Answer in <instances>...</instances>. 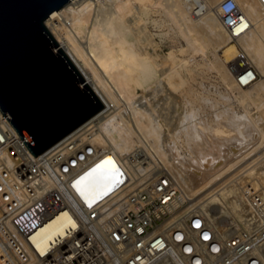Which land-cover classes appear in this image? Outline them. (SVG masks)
I'll use <instances>...</instances> for the list:
<instances>
[{
	"label": "built area",
	"instance_id": "obj_1",
	"mask_svg": "<svg viewBox=\"0 0 264 264\" xmlns=\"http://www.w3.org/2000/svg\"><path fill=\"white\" fill-rule=\"evenodd\" d=\"M216 11L231 39L252 25L238 0H220ZM229 67L238 87L260 76L241 46ZM100 124L82 123L34 156L0 110V264H264L261 176L242 182L236 209L192 205L141 137L119 155L115 193L81 195L78 179L112 153L96 141Z\"/></svg>",
	"mask_w": 264,
	"mask_h": 264
},
{
	"label": "bare ground",
	"instance_id": "obj_2",
	"mask_svg": "<svg viewBox=\"0 0 264 264\" xmlns=\"http://www.w3.org/2000/svg\"><path fill=\"white\" fill-rule=\"evenodd\" d=\"M204 1L206 4L201 6L200 0L196 5L193 0H103L97 4L91 0H68L45 19L49 33L105 107L83 123H101L96 141L109 145L112 153L81 177L109 158L115 171L108 166L101 170L109 178L107 181H92L80 189L89 201L111 194L120 172L119 155L129 152L144 137L150 141L163 166L189 190L192 205L209 208L219 201L229 202L233 209L240 205L243 176L249 177L253 172L256 175L249 166L260 158L264 163V127L258 125L257 116L247 104L252 100L264 103V13L256 0H238L252 25L231 39L216 11L220 0ZM203 7L205 10L200 12ZM166 25H172L177 35L186 37L193 53L214 47L213 59L207 60L206 68L217 69L227 89L235 91L239 101L246 102L244 112L232 109L229 93H220L225 101L222 103H227L221 108L218 99L194 92L183 75V71L191 69L188 60L178 56L182 48L178 47V54L171 48L174 51L162 55L161 44L154 40L155 34L149 29L160 30L158 35L162 42ZM240 46L260 74L246 89L236 85L234 73L228 69ZM209 51L211 53V49ZM139 89L144 92L152 89L147 94L151 95L150 100L147 99L149 108L155 107L159 98L172 99L174 105L171 104L176 109L174 123L185 124L165 138L160 124L167 118L166 112L162 109L155 116V108H151L154 112H149L138 107L135 99ZM123 104L128 109L127 117L118 119L108 114L112 107ZM182 105L186 113L184 110L180 113ZM217 106L221 109L202 115L201 112H207L203 107L214 110ZM255 156L258 157L254 159ZM260 175L264 179V170ZM77 188L80 192L78 185Z\"/></svg>",
	"mask_w": 264,
	"mask_h": 264
},
{
	"label": "water",
	"instance_id": "obj_3",
	"mask_svg": "<svg viewBox=\"0 0 264 264\" xmlns=\"http://www.w3.org/2000/svg\"><path fill=\"white\" fill-rule=\"evenodd\" d=\"M68 0H0V110L37 155L101 110L45 26Z\"/></svg>",
	"mask_w": 264,
	"mask_h": 264
},
{
	"label": "rangeland",
	"instance_id": "obj_4",
	"mask_svg": "<svg viewBox=\"0 0 264 264\" xmlns=\"http://www.w3.org/2000/svg\"><path fill=\"white\" fill-rule=\"evenodd\" d=\"M88 1H90V0H88ZM102 1L103 0H91V2H93V3L95 2L94 4L100 3ZM148 1H155V0H148ZM193 1H194V4L196 5V3H197L196 1L197 0H193ZM199 3L201 5H203V6H204V4H206L204 0H200ZM94 10H95V7H94ZM171 26L170 25L169 26L168 25L165 26V29L162 32L163 35H164L163 36L164 38H163V41L162 42H161L160 36L158 35L159 32H160V30H157V29H155L153 27H150L149 28L150 31H152V33L155 34L154 35V40L156 42H159L161 44V48L159 49V52L162 55H168V53H170L171 51H174L172 49H175V52L176 53H177V49H179V48H182V49H179L181 51L182 50H185V51H182V52L180 51L181 54L180 53L179 54L177 53V54H178V56L180 58H182L184 60H188V62H189L188 63V68L191 69L190 71L192 73L190 71L185 70V71H183V75L185 76V79L187 81V84L190 85L191 87H193V89L195 90L194 92H196L197 95H200V93H201V95H207V96L209 95L208 97L209 98H212L213 100L214 99H216V100L218 99L219 101H221V103L218 105L221 108H222L221 105H223V104L226 105L227 103H222V101H223V97L222 96L223 95H221L220 93H223L224 92L225 93L224 95H226V93L227 94L229 93L227 95V97L230 98V102H231L230 104L233 106L232 109L235 112L237 111V113L244 112V108L243 107H245L246 102L239 101V99L236 98L237 93L235 91H232L231 92V90H228L227 89L225 83L221 79L220 72L217 69L213 68L212 70H210V69L206 68L205 63L207 62V60L208 59H210V60L213 59V57H212L213 55H211V54H213L214 47L209 46V47L204 48V50H205L204 52L197 50L196 53H193L194 51L192 52V50L191 51L189 50V47L187 45V39H186V37L184 35H181V34L180 35L179 34L177 35V32L175 31V29L173 27H171ZM210 49H211V53L209 51ZM218 51H219L218 53L222 54L221 49H218ZM210 60H208V61H210ZM228 69L231 71L229 65H228ZM188 81H189L190 84L188 83ZM184 86H186V85H184ZM244 89H246V87ZM142 91L143 90H141V89L138 90V96L135 99L136 105H138V107H140L142 109H148L147 111H149V112H152V111L154 112V110H151V108L152 109L155 108V113H154L155 116H157L160 113V110H162V109H163V112H166V114H167V118H165L164 120H162L163 121L162 122L163 124H160L162 126V131H163V136L164 137H165V135L167 137V134H170L172 131H173L172 133H174V131L177 128H181L182 125L185 124V123H174V121H175L174 120V117L176 115V111H175L176 109H175V106H172V104H173L172 103L173 102L172 99L171 100L170 99L163 100V99L159 98L158 101H157L158 103L157 102L155 103V107L152 106L151 108H149L150 105H147V104H149V102L147 101V99L150 100L149 98H151V97H149V96H151V95H148L147 96V94H149L152 91V89L151 90L149 89V91H150V92L148 91L149 93L148 92H144V91L142 92ZM202 91L204 93H202ZM221 97H222V99H221ZM159 100H161V101H159ZM256 101L255 100H252V101H249L247 104L251 106V107L249 106V108L252 109V110L251 109L250 110L253 112V114L255 115V117L257 116L258 125L260 124L259 126L264 127V111H263L264 108L261 109V107H264L263 106L264 103H263V101H260V100H256ZM161 102L163 104H161ZM223 102H225V101H223ZM251 102H253V103L252 104H249ZM261 102H262V104H261ZM168 103H170V104H168ZM228 104H229V102H228ZM230 104H229V106H231ZM260 105H262V106H260ZM184 106L181 107L180 113H183V110H184V113H186V110H185L186 107H184ZM218 106L214 110H213V108H211V110H210V107L209 108L203 107L204 109L207 110V112H201L202 109H201L200 112L202 113V115L203 114L205 115V113H206L207 115H205V116H208L212 112L216 111L217 108H218ZM166 107H168V108H166ZM221 108H218V109H221ZM206 110H204V111H206ZM127 113H128V109H127V107H126L125 104H123L121 107H119V105H116V106L112 107L108 111V114H111L110 115L111 117L116 116V117H118V119L123 118L124 116L127 117L128 116ZM179 124L181 125L180 127H179ZM257 157L258 156H255L254 159L257 158ZM259 160H257L256 163L254 162L253 165L251 164L249 166L251 168V170L254 169L256 175L253 172V175L254 176L251 175V174H250L251 176H249V177H248V175L243 176L244 177L243 178L244 180L255 178V177H257V176L260 175V172L261 171L264 170L263 169L264 168L263 167L264 166L263 165L264 163L263 164L261 163V158ZM260 176L262 177V175H260ZM120 181H122V178H121L120 172H118L116 185L119 184ZM116 185L114 184V186H116ZM83 187H84V184H80L79 185V190L80 189H83ZM80 192H81V190H80Z\"/></svg>",
	"mask_w": 264,
	"mask_h": 264
},
{
	"label": "snow or ice",
	"instance_id": "obj_5",
	"mask_svg": "<svg viewBox=\"0 0 264 264\" xmlns=\"http://www.w3.org/2000/svg\"><path fill=\"white\" fill-rule=\"evenodd\" d=\"M108 166H111L112 170L115 171L114 163L109 158L108 160L103 161L100 165H97V167L90 173L86 174V176L81 177V179L77 181V185L79 186L80 184H84L87 187L88 183L92 181H107L109 178L104 176L101 170L107 168ZM98 173L100 175H97ZM81 195H85L83 190H81ZM204 239H208V237L205 236Z\"/></svg>",
	"mask_w": 264,
	"mask_h": 264
}]
</instances>
